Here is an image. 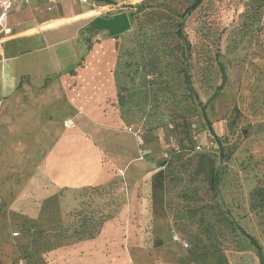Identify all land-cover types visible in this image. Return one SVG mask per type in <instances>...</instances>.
<instances>
[{"label": "rangeland", "instance_id": "1", "mask_svg": "<svg viewBox=\"0 0 264 264\" xmlns=\"http://www.w3.org/2000/svg\"><path fill=\"white\" fill-rule=\"evenodd\" d=\"M194 1L123 0L96 8L76 2L74 12L96 10L73 17L86 20L79 28L84 46L59 62L48 52L34 54L56 69L74 66L78 57L83 65L87 46L111 43L91 51L70 97L69 85L64 96L73 104L56 100V110L29 129L23 147L38 161L62 131L65 112L78 107L85 113L76 117L103 124L98 136L90 134L111 177L100 185L63 187L28 215L10 204L34 162H25L20 173L22 163L11 162L16 149H6L0 264H55L50 253L76 243L83 220L98 226L105 215L103 224L114 223L101 243L105 255L92 250L100 258L90 255L82 264H264V2L200 0L185 14ZM51 11L45 8L42 17ZM120 13L129 24L118 33L95 22ZM92 109H104L105 116H87ZM34 132L43 137L33 139ZM4 148L0 140V157Z\"/></svg>", "mask_w": 264, "mask_h": 264}, {"label": "crops", "instance_id": "2", "mask_svg": "<svg viewBox=\"0 0 264 264\" xmlns=\"http://www.w3.org/2000/svg\"><path fill=\"white\" fill-rule=\"evenodd\" d=\"M96 1L100 6L114 7L115 3H121L123 0H112L113 3L108 0ZM76 2L60 0L52 3L29 0L19 3L7 15L4 27L0 28V135H2L0 140L3 147H6L0 161L1 163L10 161L6 149L15 148L17 153L11 162L22 163L23 168L20 173L26 172L25 162H34L30 175L16 192L10 204V209H22L28 215L31 208L38 209L47 197L53 195L59 197L63 187L100 185L111 177L110 165L104 157L105 153L97 146L100 144H97L90 134L92 132L98 136V130L103 128V124L89 117L81 119L76 117L80 112L85 113L78 107L75 114L72 111L65 112L60 124L63 127L62 131L46 152L41 154L38 161H34L36 158L34 155L27 157L23 154L24 144L29 138V129H32L36 122L46 120L48 113L56 110L57 106L51 107L57 104L55 101L61 100L63 107L68 103L73 104L70 98L69 100L65 98V92L71 84L68 97L72 95L74 88L77 87L76 75L86 67V59L95 46L103 51L111 45L109 41L98 42L92 49L87 46L88 53L84 47L86 58L83 65L79 64L81 58L78 57L74 66L71 64L65 67V63L55 69L49 65L50 63H46V59L34 57V54L48 52L50 56L55 55L56 61L59 62L66 54L78 53L79 46H84L79 35V28L85 24L86 20H83L84 23L82 20L73 22V17L87 16L96 10L74 12L72 4ZM45 8L54 11L42 17L41 12ZM101 61L109 66L107 59ZM107 72L111 75V70ZM74 82H76L75 86L72 84ZM116 84L114 79L109 90L110 95ZM105 105L103 104L102 107ZM103 111L92 109L86 115L105 116ZM66 119L71 121L68 127L63 125ZM35 134L36 132L30 136H34L33 139L38 136V138L43 137L42 133L36 136ZM42 143V139L39 140L38 144ZM18 167V164L15 165L13 172ZM11 182L6 183L8 187L12 184ZM111 225L114 223L105 222L101 232L94 238L83 239L71 246L53 250L50 254L56 256L55 264L86 263L90 255L99 259V254L96 255L91 251L104 248L103 245L101 246L104 233ZM6 252V255L10 257L12 253L10 248L6 249ZM102 253L104 254L103 250Z\"/></svg>", "mask_w": 264, "mask_h": 264}, {"label": "trees", "instance_id": "3", "mask_svg": "<svg viewBox=\"0 0 264 264\" xmlns=\"http://www.w3.org/2000/svg\"><path fill=\"white\" fill-rule=\"evenodd\" d=\"M199 2H200V0H195L190 6H188L186 8L185 14L188 13L190 10L194 9L199 4ZM263 2H264V0H263ZM185 14H183V15H185ZM247 27H248V25H247ZM220 68H221V70L223 72V76H224V67H223L222 64H220ZM160 172H161V170H159L156 174H159ZM79 214H82V219H85V215H83V213L81 211L79 212ZM109 217H110L109 215H105L101 219V222H100V224H98V226H96V224L93 223V221H91V220H88V222L83 220L82 229H81V231L76 232V237L74 239V242H77V241H80V240H83V239L93 238L95 235H97L99 233V229L101 228L104 220L109 218ZM89 219H90V217H89ZM230 224L233 226L232 222H230ZM237 228H239V227H237ZM246 236L249 238L250 242L255 245L257 252L260 253V247L256 243V240L252 236H250L248 234H246ZM66 244H69V243H66ZM62 245H64V244H62ZM58 246H59V244L55 245L53 248L58 247ZM218 257L221 258L222 261L226 262L225 256H224L223 252L220 251V250H219V253H218Z\"/></svg>", "mask_w": 264, "mask_h": 264}, {"label": "built area", "instance_id": "4", "mask_svg": "<svg viewBox=\"0 0 264 264\" xmlns=\"http://www.w3.org/2000/svg\"><path fill=\"white\" fill-rule=\"evenodd\" d=\"M29 0H0V28L4 27L5 20L7 18V15L12 10V8L22 2H26ZM47 2L55 3L60 0H43ZM71 1H77L78 3L84 4L89 6L90 8H96L98 5V2L96 0H71ZM64 127H68L71 125L70 119H66L63 123ZM186 245V243H185ZM22 264H24L22 262Z\"/></svg>", "mask_w": 264, "mask_h": 264}, {"label": "water", "instance_id": "5", "mask_svg": "<svg viewBox=\"0 0 264 264\" xmlns=\"http://www.w3.org/2000/svg\"><path fill=\"white\" fill-rule=\"evenodd\" d=\"M95 22L101 24L102 27L107 28L110 34H115L124 30L129 24L126 13L114 15L108 20L95 19Z\"/></svg>", "mask_w": 264, "mask_h": 264}]
</instances>
